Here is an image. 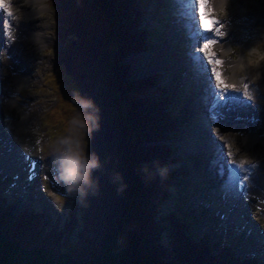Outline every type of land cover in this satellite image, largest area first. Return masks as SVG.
Masks as SVG:
<instances>
[{"label": "rangeland", "instance_id": "rangeland-1", "mask_svg": "<svg viewBox=\"0 0 264 264\" xmlns=\"http://www.w3.org/2000/svg\"><path fill=\"white\" fill-rule=\"evenodd\" d=\"M227 1L228 4L223 3L225 8L224 5L221 7L224 9L213 12L215 18L221 21L232 14L236 16L234 13L247 11L246 13L250 15L251 26H253L254 32L247 33L243 28L244 34L246 35L241 36V34H243L241 29L230 27L228 32L225 31V34L223 33L224 36L227 38H231L232 36V39L235 37L237 40L235 43H238L240 46L233 45L232 49L230 48L231 46H229L230 50H227L225 55L235 59L238 58L239 55L242 56L246 54V56H249V49L253 47L255 49H250L252 50V55L249 56L251 60L249 61L248 71L247 69H245L246 71L243 70V68H238L237 70L241 74H246L251 69L263 72L264 0ZM10 2L14 3L16 11L18 9H23L21 7H27L23 10L26 12L29 8L33 9L35 6L33 2H26L25 0H5L4 5ZM44 3L46 7L30 18L34 21L35 26H43L45 28V34L47 33L45 36L48 40L43 43L42 47H38L30 39L24 43L26 45L27 54L29 53L28 55L31 59L33 57L35 59L37 58V60H33L32 64H29V68L26 66L21 68L23 71H27L29 77H24L25 81L21 83L17 80V85H15L14 78H12L14 74L12 68L14 69V67L12 65H6L4 61L1 62L2 64L0 63V78L2 84L11 87L15 86L14 88L17 89L16 99H18H15L17 102L14 105L9 104V107L3 102L4 98L6 99L7 96L0 94V133L3 131L2 129H4L9 139H15V135L18 133L23 122L18 119L17 124H15L16 127L18 126L16 133L15 131H10L7 119L20 118L21 115H25L26 117V121L21 129L23 136H25V138H20L22 141L15 142L14 140L11 144V141L6 138L7 134L5 135L6 139L0 134V139H3L0 140V148L6 152L8 151V146H10L11 151L9 154L12 155V157L10 156L12 158L10 162L14 168L13 170H5L6 166L4 164L3 168H0V195L4 198V204L8 206L7 208L12 215H25L31 212H38L46 219L48 224L57 225L58 228L63 227L64 223L71 220V218L74 219L71 237L75 241L77 240V233L81 231L83 226L82 208L85 196H81L77 191L69 192L67 190L65 184L57 176L56 161L63 148L61 141L65 138L73 142L74 151L79 152L82 157L89 159V133L85 128L82 108L79 104L82 89L73 83L71 76L67 74L65 68L58 60L59 52L63 48V44L60 40L61 32H63V36L65 35L63 27L61 30L60 23L56 22L57 16L59 15L58 10L55 5L52 4V0H44ZM170 3L173 4L172 7ZM159 7L162 11L157 13L158 11L156 9ZM183 7V5L179 4L178 0H146L145 6L142 8L143 14L139 19V25L148 33V36L145 37V41L151 44L152 50L149 53L139 51L133 55L134 57L132 56L130 58V69L133 72L130 71L127 74L128 77L126 76V79L129 81L139 78L144 72H152V74L157 73V79L161 77V82L167 83H160V85H168L166 93L170 94L171 101L169 103V108L172 118L174 119V137L170 139V142L176 146L173 152V155L176 157L175 162H171L167 165V169H175L179 172V175L171 186L173 195L165 198L159 207L162 213H168L169 211L176 212L177 215L188 223L187 232L190 236L195 240L207 242L214 250H218L222 246H227L235 255L241 258L255 257L259 261H263L264 238L262 236L260 237L259 234L262 233L264 235V213L262 214L260 207L257 206L254 201H244L239 196L234 179L229 177V166L226 165V162L232 160L236 162L239 160L250 162L252 160L250 165L253 166L257 161L255 159H261L257 161V165L259 168H264V106L258 108V113L263 112L262 119L255 118V120L258 121L257 127L262 128L258 129L259 133L262 131V137L258 138L257 141L255 140L256 142L254 143L249 144L247 142L249 145L246 148L243 137L248 131V125L245 124V122L236 123L235 126L228 131L221 128L223 127V123L218 121V129H213L215 125V119H212L214 103H211V98L214 95L209 83L206 84L202 81L208 80L210 77H201L199 81L203 91L207 93L201 94V98L205 101L203 106H201L200 103L202 99H197L200 93L199 87L198 90H196V87H189V91L192 92L191 95V92L186 89L184 80L182 79L181 74L183 71L180 69L179 73L177 72V67L174 64H179L180 61L176 63L173 62V66L163 63L162 67L159 65L162 62L161 60L159 61L158 59V61H155L160 51L164 52L165 56H172L167 57L170 61L177 58L175 56L178 55L175 54L178 52L187 57H191L189 60L190 64L196 60L190 56L191 51H196V44L192 42L194 41L193 39L190 38V40L186 42L184 41L185 38L187 39L189 37H182L184 43L181 42V44L176 46L172 44L175 40V32L172 24L180 18L183 20L186 19L185 16L181 14ZM185 7H188V9L194 8L193 5ZM171 12H174V14ZM165 13L169 15L168 20L163 19L164 15H166ZM3 15L4 13L1 15L0 8L1 30H4V26L1 25L3 23V18H5ZM62 19L70 23V20H68L66 16H63ZM232 19L233 17L229 18V20ZM221 22H219V24ZM247 24L249 23H242V26L245 27ZM191 29L190 32L186 33L188 36L192 34L194 27L191 26ZM176 32H178L177 29ZM1 35H3V31H0V42L2 43ZM150 35L151 37L149 38ZM176 39H178L177 33ZM235 39L233 40L235 41ZM183 44L185 45L182 46ZM229 44L230 42H228V45ZM157 45L160 48L159 53H156L158 50L156 49ZM176 47L177 49H175ZM1 48L2 46L0 50ZM216 48L217 47L213 48L214 52H216ZM2 52L7 53L6 50ZM200 54L207 56L205 53L200 52ZM155 57L156 59H154ZM204 58L207 60L205 56ZM19 61H21V58L15 61L17 69H20L22 65V61L21 63H19ZM202 63L205 64V61ZM156 65L158 66L156 67ZM222 65L225 66H221V68H226L225 70H221L223 74L222 78L230 85V81H232L234 77L232 67L225 62ZM204 67L205 66H201L205 71L207 70V76H210V65L209 67L207 66L208 69ZM79 69L81 68L79 67ZM229 69H231V71H229ZM200 71L201 70H198L196 72L200 73ZM226 72L230 77L226 78ZM249 85L252 86L250 83ZM146 87L148 88L149 85L135 87L123 86L119 89L121 105L126 113L129 112L128 102L131 93L135 92L136 94H140L143 90L145 91V89H147ZM158 88L157 82L148 92L156 96V93H160L158 92ZM19 90L23 95H19ZM235 90L238 92H233L231 90L227 94V97L235 103L237 101L236 99L239 98L243 101V92L245 91L239 88ZM8 93L10 96H13L12 93ZM13 97H15V95ZM246 97L247 96H245V98ZM247 98L250 97L248 96ZM194 99H196V105L193 103ZM189 102L193 107L189 105ZM247 105L248 111L250 112L252 110L253 112L255 108L252 107V105ZM227 107L228 109L230 108L229 104L225 103V99L220 98L219 109L224 110L226 114L229 113ZM240 107H236L235 110L238 112ZM232 112H234V108H232ZM242 114L243 113H239L236 116L239 117ZM201 117H203V119H201ZM242 118L246 121L248 120L244 116H242ZM2 119L7 121L2 124ZM193 119H195L194 122ZM204 120L206 121V125L203 126V131H211V137L217 140V142H215L216 149L213 147L207 148L210 136H207L205 133H203L200 138L206 142L203 144L196 142V138L199 136L197 133L200 129L198 123H202ZM248 124H250V122ZM11 126L14 128V125ZM217 131L220 132L221 135ZM183 132L185 134L183 137L185 142L192 146H186V143L182 142L181 136ZM218 143L220 144L218 145ZM25 145H28L27 148L30 147L28 152L27 150L25 152V149H23ZM225 147L227 150H224ZM215 151V156L217 154L221 155V157L216 160L217 162L214 161L216 157L213 156V152ZM229 153L231 155H229ZM30 156L34 159H30ZM0 157L3 159L5 155H1L0 153ZM214 162L218 163L221 169L224 168L222 169L221 178H219L220 176L215 179L213 176L209 177L211 171L209 166L212 163L215 166ZM28 164L34 165V170L28 168ZM219 167L215 166L214 168L215 170L218 169L217 171L220 172L221 170ZM234 177L236 178L235 175ZM208 178L212 179L210 180ZM208 180H210V182ZM221 182L223 184H221ZM216 187L220 192L221 190L227 191V197L231 200L226 197L225 200L217 199L220 193H216L218 197L215 196ZM214 197H217L215 201L217 200L216 202H219L218 204L214 203ZM228 203L229 208L235 205L234 210L236 209L238 211V218L236 220H233L232 217L225 212L220 213V208H223L225 205L228 206ZM262 211H264V206L262 207ZM243 216L248 217L245 219ZM242 218L244 220H242ZM248 223L251 224L248 225Z\"/></svg>", "mask_w": 264, "mask_h": 264}, {"label": "trees", "instance_id": "trees-1", "mask_svg": "<svg viewBox=\"0 0 264 264\" xmlns=\"http://www.w3.org/2000/svg\"><path fill=\"white\" fill-rule=\"evenodd\" d=\"M145 3L52 0L65 34L58 60L82 89L79 104L90 99L99 109L81 107L89 159L98 157L99 166L91 171L75 241L74 219L58 228L38 212L12 215L0 195V264H264L227 246L214 250L193 239L176 212L160 210L179 175L175 169L165 177L158 172L176 157L168 85H160L167 83L157 73L126 79L129 55L151 49L139 25ZM157 82L160 93L153 96L148 90ZM147 85L131 93L126 113L119 89Z\"/></svg>", "mask_w": 264, "mask_h": 264}, {"label": "bare ground", "instance_id": "bare-ground-1", "mask_svg": "<svg viewBox=\"0 0 264 264\" xmlns=\"http://www.w3.org/2000/svg\"><path fill=\"white\" fill-rule=\"evenodd\" d=\"M25 1L26 2H33L35 5L33 7V9L29 8L28 11L25 12L23 10H25L27 7H21L23 9H18L16 11V7L14 6L13 2H10L4 6H0L1 15H2V13H4L3 16L5 17V18L2 17L3 23L1 24L2 26H4V30H1V28H0V31L1 32L3 31V35H1L2 43L0 42L1 43L0 47L2 46V48L0 50V63L4 61V62H6V65H12L14 67V69L12 68V71L14 72V74L12 75V78H14V84L15 85H17L16 84L17 80H19V82L21 83V82L25 81L24 77H29L27 74V71H23V69H21V68H23L25 66L27 68H29L30 67L29 64H32L33 60L35 59L34 57L31 59V57L28 55L29 53L27 54L26 45L24 43L30 39L38 47H42L43 43L48 40V38L45 36L47 34V33L45 34V28L43 26H39V27L35 26L34 21H32L30 18L31 16L33 17L35 14H38L44 7H46L44 0H25ZM156 2H159V1H156ZM178 2H179V4L184 6L181 14H183L186 19L183 20L180 18L179 20H177L175 23L172 24L173 30L175 32V37H174L175 40H174V42H172V44H174L175 46L181 44V42H183L182 37H189L187 39L185 38L184 41H186V42L189 41L190 38L193 39L194 41H192V42H195V44H196V51L195 50L191 51L190 56H192V58L196 59V60L194 62L191 61L192 64H190L189 60L191 57H187L184 54H181L180 52H178L177 54H175V55H178V56H175L177 58L172 59L170 61V60H168L167 57H172V56H165L164 52L160 51V54H159V56H156L157 60H155V61H158V59H159V61L160 60L162 61L159 64L160 67L163 66V63L166 65L173 66L172 65L173 62L176 63V62L180 61L179 64H174L177 67V70H178L177 72L179 73L180 69L183 71L181 76H182V79L184 80L186 89H188V91H189V87H193V88L196 87L197 88L196 90H198V87H199L200 93H199L198 97L196 96L197 99L198 98L202 99L201 94H207L205 91H203L201 83H199V81L201 80V77H204V76L210 77L211 79L209 78L208 80H202V81H204L206 84L209 83V85L212 88L211 89L212 93L214 95L211 98V103H214V106L212 109L213 110L212 119L213 120L215 119L214 120L215 125H214L213 129H218L217 126L219 124H217V123H219V122L223 123L222 124L223 127H221V128H224V130H228V131L231 128H233L235 126V124L238 122L243 121L247 124L250 122V124H248V126H249L248 131L244 134V137H243V141H244V143H246V148H247L249 144L256 142L258 140V138L262 137V131H260L261 133H259V131H258V129H262V128L257 127L258 121H256L255 118H261L263 116V112L258 113V111H259L258 108L264 106V69H263V72H258L257 70L251 69V70H249V72L246 73L247 75L243 74V73L241 74L237 69L243 68V70L247 69V71H248V66L250 63L249 61L251 60V58H249V56L252 55V53H251L252 50H250V49H252L253 47L249 49V53H250L249 56H246V54L242 55V56L239 55V57L236 59L231 58V57H227L225 54H226L227 50H230L229 49L230 44L228 45V42L231 43L233 41V39L225 37L224 32L225 31L228 32L229 28L233 27V28H239L243 31V34H241V36L246 35V34H244V30L247 33L248 32L253 33L254 28H253V26H251L250 15L246 13L247 11L241 12V13H234V14H236V16L232 14L231 16L222 19L221 20L222 22L219 21L221 23L219 24L217 31L214 34L213 33H206L200 27L198 5H196L195 0H178ZM227 2H228L227 0H209L208 4L206 6V12L207 13L210 12V14L212 16H214L213 12H215L217 10L224 9L225 8L224 4L225 3L228 4ZM170 4L172 7L173 4L172 3H170ZM190 5H193L194 8L188 9V7H185V6H190ZM223 5H224V8H221V7H223ZM239 7H240V5H239ZM31 8H32V6H31ZM232 17H233V19L229 20V18H232ZM214 18H215V16H214ZM207 22L208 21L206 20L205 23H207ZM242 23L243 24L249 23V24H247L245 26L246 27L245 28L244 26H242ZM191 26L194 27V31H192V34L188 36L186 33L190 32L192 30ZM243 28H244V30H243ZM176 29L178 30V32H176ZM176 33H177L178 39H176ZM2 36H4V39H2ZM8 37H10V38H8ZM205 38H215L218 41L216 43V45L214 46V47H217L216 52H215L216 58L221 59L223 62L228 63L232 67L234 77L232 80L233 82L230 81L231 82L230 86L235 85V89L239 88L240 90H243L247 93V95H245V92H243V95H244L243 101L241 100V98H239V99H236L237 101L235 103L227 97V94L231 90L233 92H238L237 90L232 89L231 87L229 88V91L223 97H221V95L219 94V90L215 87L214 77H212L211 75L207 76L208 75L207 70L205 71V69L201 68V66H205L204 68H207V66L209 67V65H210L208 63V60H206L204 58V56L206 58H207V56L204 54L201 55L200 51H199V45L202 44V41ZM165 45H166V43H165ZM166 47H167V45H166ZM156 49H158L156 51V53L157 52L159 53L160 48L158 45H157ZM175 49H177V47ZM253 49H255V48H253ZM3 50L4 51L6 50L7 53H3L2 52ZM211 50L213 51V49H211ZM9 56H10V58H9ZM144 57H145V55H144ZM156 57L154 59H156ZM20 58L22 61V65H21L20 69H17V66H16L17 64L15 61L17 59L20 60ZM127 59H126V61H127ZM35 60H37V58ZM128 60L130 61V59H128ZM21 61H19V63H21ZM203 61H205V64L202 63ZM244 64H246V65H244ZM199 65H201V66H199ZM132 66H133V64H132ZM157 66L158 65H156V67ZM213 66L217 67L214 64L210 65V71H209L210 74H211V68ZM221 66L224 67L225 65H221ZM221 66L218 67V70H225L226 69L223 67L221 68ZM146 68H144V69H146ZM198 70H201L200 73L196 72ZM229 71H231V69H229ZM134 76H135V74H134ZM227 77H230V75L226 72V78ZM0 81H1V84H0L1 93L0 94L7 96L6 99L4 98L3 102H5L6 106H9V104L14 105L17 102L16 100H18V99H16L17 89L14 88L15 86L11 87L9 85L8 86H5V84L3 85L1 78H0ZM249 83L252 86H250ZM228 85H229V83H228ZM245 85H247L248 87L245 88ZM200 88H202V89H200ZM213 91H215V92H213ZM8 92H10V94L12 93L13 96L15 95V97L10 96ZM189 92H191V91H189ZM212 93H211V95H212ZM191 95H192V92H191ZM245 96H247V97L249 96L250 98H247V97L245 98ZM220 98L225 99V103L229 102V106H230V108L228 109L229 113L225 114L224 110L219 109ZM208 100H206V101H208ZM204 102L205 101H203V99H202L200 105L203 106ZM193 103L196 105V99L193 100ZM190 104L191 103L189 102V105ZM247 104H249L250 106L252 105V107L255 108L253 112H252V110L250 112L248 111V105ZM190 106H192V105H190ZM236 107H240L238 112L235 110ZM232 108H234V112H232ZM239 113H243V114L241 116L237 117L236 115H238ZM231 115H234V116H231ZM242 116L246 117L248 120L246 121L244 118H242ZM9 119H10V121H9ZM9 119H7L8 120L7 123H8V127H9L11 132L17 131L18 126L16 127L15 124H17L18 119H20L23 122V124L26 121L25 115H21L20 118H13V119L9 118ZM201 119H203V117H201ZM7 120L2 119L1 120L3 122L2 124H4V122ZM194 121H195V119H193V122ZM9 122H10V124H9ZM23 124L21 125V128L18 130V133L16 132L17 134L15 135L16 136L15 139H12V138L9 139V136L4 129H2L3 131H1L0 134H1V136H4V138H5V135L7 134L6 138H8L11 141V144L13 143L14 140H15V142L20 141L21 140L20 138H25V136H23V132L21 131ZM11 125H14V128ZM198 125H199L200 129L198 130V133H197V134H199V136L196 138V142H198L199 144L205 143L206 141H204L202 138H200V136L203 133H205V134H207V136H210V138H209L210 141H208L209 144H207V148L213 147L214 149H216L215 142H217V140H215L211 137V131L210 132L203 131V126L206 125V121L204 120V121H202V123L199 122ZM228 131H225V132H228ZM218 133L220 134V132H218ZM184 136H185V134L183 132L182 136H181L182 142H185V140L183 138ZM204 137H205V135H204ZM0 140H3V139H0ZM219 144L220 143H218V145ZM27 146L28 145H25V147L23 148V149H25V152H26V150L28 152V149L30 148V147L27 148ZM186 146L190 147L192 145L189 143H186ZM8 147H9V148H7L8 151H6V152L2 148H0L1 155H5V157L3 159L0 157V168H3V164H4L7 167V168L5 167V170H11V169L13 170L14 168L12 167V164L10 162L12 160V158H11L12 155L9 154L11 151V148H10V146H8ZM225 149L227 150L226 147L224 148V150ZM215 154H216V151L213 152V156L216 157V159L214 161H216L219 157H221V155L217 154L215 156ZM255 160L260 161L261 159H255ZM257 161L254 163L253 166L250 165L251 164L250 162H252V160L250 162H246V161H242V160H239L236 162V161L232 160L230 162L227 161L226 165L229 166L228 167L229 168L228 169L229 170V177H232L234 179L235 183H237L236 190H239V192H240L239 196L242 197V199L244 201H252V202L254 201V203H256L257 206L260 207L261 212L263 214L264 211H262V207L264 206L263 205V203H264V168H259V166L257 165ZM216 162H214L215 166L219 167L218 163H216ZM241 162H243V163H241ZM234 163H236V164H234ZM232 164H233V167H232ZM243 164H245V165H243ZM215 166L213 163L209 166L210 170H211L209 177L213 176V178L215 179V178H218L220 176L219 178H221V173L223 171L222 169H224V168L221 169V167H219L221 171L218 172L217 171L218 169L215 170V168H214ZM27 167L30 168L31 170H34V168H35V166L32 164H28ZM234 175L236 176V178L234 177ZM208 179H210V178H208ZM210 180H208V181L210 182ZM221 184H223V183L221 182ZM226 192L227 191H223V190H221V192H220L218 190V188L216 187L215 188V196H217L219 193L220 194H219V197L217 196L218 198L217 197L213 198L214 203H218V202H216L217 200L215 201L216 198L217 199H223V200H225L227 198V199L231 200L229 197H227ZM216 193H218V194L216 195ZM234 208H235V205L229 208V203H228V206L225 205L223 208L222 207L220 208V213L225 212L227 215H230L233 220H236L238 218L237 217L238 211L236 209L234 210ZM233 210H234V212H233ZM239 212H241V211H239ZM247 217L248 216H246V217L243 216V218H245V219ZM243 218H242V220H244ZM246 221H248V220H246ZM250 224L251 223H248V225H250ZM259 235H260V237L262 236L264 238V235L262 233H260Z\"/></svg>", "mask_w": 264, "mask_h": 264}, {"label": "clouds", "instance_id": "clouds-1", "mask_svg": "<svg viewBox=\"0 0 264 264\" xmlns=\"http://www.w3.org/2000/svg\"><path fill=\"white\" fill-rule=\"evenodd\" d=\"M245 94L247 95V93ZM80 105L83 109L96 108V112H99L94 101L90 99L81 100ZM98 119L97 115V127L99 126ZM61 144L63 148L56 161L57 176L69 192L77 191L81 196H85L86 189L91 187V171L99 166L98 157L94 159L82 157L79 152L74 151L73 142L68 138L63 139ZM167 171L166 166L158 169L161 177H165Z\"/></svg>", "mask_w": 264, "mask_h": 264}, {"label": "snow or ice", "instance_id": "snow-or-ice-1", "mask_svg": "<svg viewBox=\"0 0 264 264\" xmlns=\"http://www.w3.org/2000/svg\"><path fill=\"white\" fill-rule=\"evenodd\" d=\"M208 2L209 0H195L196 5H198L200 27L204 32L214 34L219 26V21L210 13L206 12ZM4 4L5 0H0V6H4ZM206 20L208 21L207 23H205ZM217 42L218 41L215 38H205L203 39L202 44L199 45V51L207 54V60L210 65L214 64L216 66H221L224 62L221 59L216 58L215 52L211 50ZM222 75V71L218 70V67L211 68V76L215 79V87L219 90L221 97L229 91L230 87L235 89V85H228L222 78ZM247 87L248 86L245 85V88ZM229 155L231 154L229 153Z\"/></svg>", "mask_w": 264, "mask_h": 264}, {"label": "water", "instance_id": "water-1", "mask_svg": "<svg viewBox=\"0 0 264 264\" xmlns=\"http://www.w3.org/2000/svg\"><path fill=\"white\" fill-rule=\"evenodd\" d=\"M136 53H138V52H134L133 54H131V55H129L130 57L128 58V59H130L133 55H135ZM134 57V56H133ZM127 59V62H129L130 63V61ZM131 70L129 69L127 72L129 73ZM152 73V72H151ZM151 73H149V72H144L143 74H141L142 76H145V75H147V74H151ZM128 77V76H127ZM141 77V76H140Z\"/></svg>", "mask_w": 264, "mask_h": 264}]
</instances>
